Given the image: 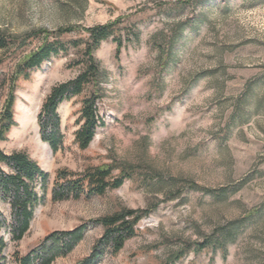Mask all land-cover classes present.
Returning <instances> with one entry per match:
<instances>
[{"label":"rangeland","instance_id":"1","mask_svg":"<svg viewBox=\"0 0 264 264\" xmlns=\"http://www.w3.org/2000/svg\"><path fill=\"white\" fill-rule=\"evenodd\" d=\"M106 23H115L112 36L94 51L103 124L87 148H78L74 132L90 88L58 105L56 152L36 119L50 89L82 70L74 63L83 44L16 81L17 125L0 148L24 152L49 178L23 237L4 233L6 261L49 232L85 224L82 240L51 263L75 264L103 232L91 221L127 208L153 211L98 264H264V0H0V36L9 41L67 27L62 40L85 38L86 28ZM39 44L0 49V111L2 79ZM101 166L130 176L102 195L51 200L57 170L80 176ZM0 208L10 222L8 205ZM205 239L218 244L198 250Z\"/></svg>","mask_w":264,"mask_h":264},{"label":"trees","instance_id":"2","mask_svg":"<svg viewBox=\"0 0 264 264\" xmlns=\"http://www.w3.org/2000/svg\"><path fill=\"white\" fill-rule=\"evenodd\" d=\"M114 26L115 23L94 25L84 30L85 38L66 41L62 40L61 36L71 32L72 27L53 31L39 29L26 34L19 42L13 39L9 41L0 36V49L4 50L12 46L18 49L32 38L40 40V44L34 50L16 62L10 75L2 79L7 88V95L0 111V143L7 139L9 131L17 125L13 111L16 81L20 77L27 79L31 72L38 70L42 63L51 57L67 53L70 47L83 44L82 57L74 63L81 64L82 70L73 79L58 83L50 89L36 119L41 140L56 152L63 146L58 105L90 88V92L81 100L77 119L80 125L74 132V142L78 148H87L96 129L103 124L98 108V102L103 97L100 87L102 71L94 57V51L101 42L112 36ZM112 39L118 52L122 47V40L115 37ZM3 165L8 170L5 171ZM112 169L111 166L91 167L80 176H74L66 169L57 170L51 187V200L62 201L102 195L108 189L120 187L124 179L130 175L123 171L119 176H113ZM48 178L49 174L24 152L6 154L0 148V203L8 205L10 214L9 222L0 208V264H51L57 257L66 256L82 240L86 230L85 224L71 230L52 231L27 252L14 251L10 263L6 261L4 252L7 242L4 233L8 232L12 241H18L23 237L29 228L35 208L44 199ZM152 211L153 209L124 208L92 220L91 223L102 226L103 232L94 242L89 254L75 264H98L105 253H117L124 243L135 235L136 225L140 219ZM212 243L218 244L216 241L205 239L198 244V250ZM221 248H224L223 244Z\"/></svg>","mask_w":264,"mask_h":264}]
</instances>
